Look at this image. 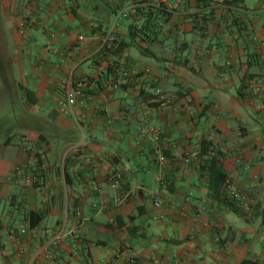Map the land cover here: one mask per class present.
Listing matches in <instances>:
<instances>
[{"label":"crops","instance_id":"0c3cea01","mask_svg":"<svg viewBox=\"0 0 264 264\" xmlns=\"http://www.w3.org/2000/svg\"><path fill=\"white\" fill-rule=\"evenodd\" d=\"M0 31V264H264V0H0Z\"/></svg>","mask_w":264,"mask_h":264},{"label":"built area","instance_id":"2783aa9c","mask_svg":"<svg viewBox=\"0 0 264 264\" xmlns=\"http://www.w3.org/2000/svg\"><path fill=\"white\" fill-rule=\"evenodd\" d=\"M214 1L217 4L223 3V0H214ZM112 31H113L112 29H109V31L107 30V32H106L107 36L105 37L106 42L109 40H114ZM117 71L121 75L124 76V81L126 83H129L131 81V76H128V74H126L123 70L118 69ZM154 84L158 85V79L156 77L152 78V80H151V85H152L151 88H153L151 94L156 98L157 102L172 103L175 101L176 97L174 95L165 93L161 87H158V86L154 87L153 86ZM93 86H94V84L91 83V81H89V80H80L79 82H77L76 86L69 87L66 90V98H67L66 100H67V107H68L67 109H70L71 107H73L76 103L77 97L84 96L85 90L88 88H91ZM185 101H186V104H188L190 106L193 102V99L191 96H186ZM145 135H146V131H145V128L143 127L140 131V136L145 137ZM200 153H201V150H200V148H198L197 150H194L192 152L191 151L187 152L185 154V156H186V159L189 160L193 157L200 156ZM207 155L211 158H216L219 161L225 160L227 158V154L219 151L218 149H216L214 147L211 148L210 152ZM160 160H164V156H161ZM120 177H121V175L117 174L112 179V181H111L112 185L111 186L113 188L117 189L120 186ZM224 188H225L228 196L230 197V199H233L234 201H242L243 200V197H242V194H241L239 187L231 178H229V177L226 178ZM118 200H119V202H124L125 197L119 198ZM165 201H166V199L160 195H157L154 198V204L156 206H163ZM243 203L245 204V206H244L245 209H248L249 208L248 202H243ZM182 214L185 215L186 213L182 211ZM23 232H25V230H23ZM62 238H63V233L61 231H58L53 237V243L59 244L62 241ZM48 255H49V257L52 256L51 251L48 253Z\"/></svg>","mask_w":264,"mask_h":264},{"label":"trees","instance_id":"16d2710c","mask_svg":"<svg viewBox=\"0 0 264 264\" xmlns=\"http://www.w3.org/2000/svg\"><path fill=\"white\" fill-rule=\"evenodd\" d=\"M158 14H160V11H156L155 12V16L157 17ZM113 46V45H112ZM112 48V47H111ZM111 48H109L108 50H111ZM121 49V45L117 47V51H120ZM115 66H117L116 64H113V66H111V69L114 70ZM151 96V95H150ZM159 103V102H158ZM212 148V144L210 141H202L201 142V155H207L210 150ZM221 151V150H219ZM223 152V151H221ZM219 160H217L216 158H212L209 162H208V171H209V196L210 198L222 205H228L230 207H232L235 210V207H239L245 209V204L243 202H248L244 200L242 201H234L233 199H230V197L228 196L225 188H224V184H225V180L227 177V175H225L222 171V168L219 166L218 163ZM241 191V190H240ZM242 194V193H241ZM240 203V204H239ZM239 204V205H237ZM248 205H250V202H248ZM251 261L249 260H245L243 261V264H249ZM257 263V262H255ZM254 263V264H255ZM253 264V262H252Z\"/></svg>","mask_w":264,"mask_h":264},{"label":"rangeland","instance_id":"374dc122","mask_svg":"<svg viewBox=\"0 0 264 264\" xmlns=\"http://www.w3.org/2000/svg\"><path fill=\"white\" fill-rule=\"evenodd\" d=\"M2 37H3V34H2V32L0 31V39H2ZM5 109H7V106L5 105V106H3ZM3 109V108H2ZM5 109H3V111H1V112H4L5 111Z\"/></svg>","mask_w":264,"mask_h":264}]
</instances>
